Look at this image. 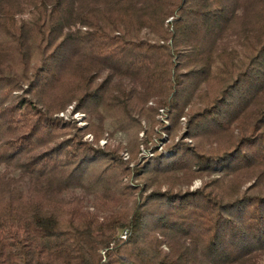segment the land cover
Instances as JSON below:
<instances>
[{
  "label": "trees",
  "instance_id": "1",
  "mask_svg": "<svg viewBox=\"0 0 264 264\" xmlns=\"http://www.w3.org/2000/svg\"><path fill=\"white\" fill-rule=\"evenodd\" d=\"M0 264H264V0H0Z\"/></svg>",
  "mask_w": 264,
  "mask_h": 264
},
{
  "label": "rangeland",
  "instance_id": "2",
  "mask_svg": "<svg viewBox=\"0 0 264 264\" xmlns=\"http://www.w3.org/2000/svg\"><path fill=\"white\" fill-rule=\"evenodd\" d=\"M151 105V103L149 104ZM73 105L69 106L66 111L61 112L58 114V117H61L62 119L71 122L75 124L79 129H82L83 127H87V117L82 112H72ZM150 122L142 120L140 123V132H138V138L140 141H145V139H149L146 145L142 144L139 145V154L136 158L138 160V163H143L146 160H149L152 158L154 153L152 152L151 148L156 147L158 153H163L165 156L169 155L167 150H165V144L168 142L169 135L167 132L164 131V129H168L170 127V124L167 120V115L165 111L162 109L159 110V113L157 116H155L154 120H150ZM152 122V123H151ZM185 119H181V125L184 126ZM163 127V128H162ZM102 129L101 124L99 123L98 130ZM104 129L107 133H104L103 136H101L99 139H96L95 135L93 133H88L85 135H81V139L87 143H90L93 145V147L96 148H118L120 149L121 155L123 160L129 161L130 155L129 152L124 148L127 146L129 141L131 140L130 135L127 133V131L123 130H114L109 125H104ZM103 130V129H102ZM145 130L148 132H151L146 137ZM109 131V132H108ZM100 135V134H99ZM188 142H190L188 140ZM132 166V164H130ZM200 185L199 180H195L191 186V188H196Z\"/></svg>",
  "mask_w": 264,
  "mask_h": 264
}]
</instances>
